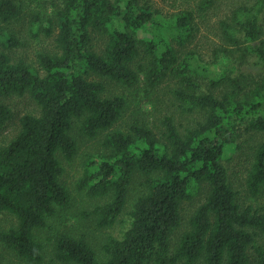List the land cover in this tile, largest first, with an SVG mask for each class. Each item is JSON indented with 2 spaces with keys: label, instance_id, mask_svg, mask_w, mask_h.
Returning a JSON list of instances; mask_svg holds the SVG:
<instances>
[{
  "label": "trees",
  "instance_id": "16d2710c",
  "mask_svg": "<svg viewBox=\"0 0 264 264\" xmlns=\"http://www.w3.org/2000/svg\"><path fill=\"white\" fill-rule=\"evenodd\" d=\"M215 2L196 0L195 8L166 13L151 0L53 2L50 12L31 16L33 34L56 31L55 50L38 52L33 66L5 51L19 45L8 27L23 3L0 0V131L13 116L2 97L27 94L36 105L0 144V212L16 219L0 230V241L25 264H264V0L241 2L218 20L211 63L203 66L186 49L198 33L197 18ZM96 35L104 37L102 47ZM103 79L141 86L147 98L165 86L172 112L158 124L135 117L116 128L127 100L107 95ZM75 125L89 138L103 133V151L86 158L76 187L106 201L82 218L113 226L140 179L128 226L108 236L100 254L70 232L45 243L38 236L70 201L59 158L76 153ZM243 132L252 139L250 202L239 197L225 164L227 147L238 151L248 143L239 140ZM200 190L203 201L172 244L182 203Z\"/></svg>",
  "mask_w": 264,
  "mask_h": 264
},
{
  "label": "rangeland",
  "instance_id": "374dc122",
  "mask_svg": "<svg viewBox=\"0 0 264 264\" xmlns=\"http://www.w3.org/2000/svg\"><path fill=\"white\" fill-rule=\"evenodd\" d=\"M20 1L23 3L22 14L17 21H13L8 27L17 37L19 45L6 48L5 51L13 61L22 59L26 63L36 66V55L38 52H53L55 50L54 38L56 31H53L50 35H45L41 31L33 34L30 28H34L35 24L31 25V16L36 12H50L52 8L51 4L59 0ZM244 1L246 0H216L215 5L210 10L200 14L202 16L201 18H197L199 21V30L195 40L187 47L186 51H193L194 56H197L198 62L203 66L211 63L210 49L218 38V20L223 18L232 7ZM151 2L162 13H166L187 6L195 8L196 0H151ZM117 26L120 27L121 24L117 23ZM103 41L104 37L102 35H96L94 38L97 47H102ZM104 84L107 95L122 94L127 100V106L122 117L116 123V128L127 126L135 117L144 118L158 124V119L164 113L172 112L171 109L173 107H171L168 100L169 94L166 92L167 88L165 86H161L158 90H153L154 93L150 94V98H147L141 86L139 88H127L109 80H104ZM156 97H159L160 102H157ZM1 100L10 106L13 113L11 120L0 131V144H4L16 133L19 127V118L23 114L36 112V105L27 94L22 96L13 94L2 97ZM149 100L155 102V110H151ZM182 122L185 123L186 120L183 119ZM249 134L243 132L242 137L239 139L240 141H245L246 139L248 141V143L244 144L242 150L236 151L233 146L227 147L225 150V164L229 178L243 202H250L245 190V178L250 164L249 145L252 143ZM74 137L77 142V150L73 158L71 160L59 158L63 167V174L60 181L68 189L70 201L67 206L59 208L54 217L48 219L47 227L38 231V236L45 243L47 237L57 232H70L76 236H82L100 254L101 245L105 239L108 236H120L128 226V211L130 210L134 196L140 190L138 184L140 179L136 177L131 184L125 208L113 226L98 228L92 217L82 218V212L89 211L94 205L106 201L105 197H89L83 191H78L76 187V182L82 175L83 163L86 158L102 153L103 147L101 145V139L103 133L94 138H89L81 134L75 125ZM203 199L204 190H200L193 199L182 203L181 224L171 236L172 244L177 242L179 235L188 225L190 215ZM257 202H261V199H258ZM15 224L16 219L12 214L0 212V230L14 227ZM45 248L47 254L50 251V245L45 244ZM0 264H25V261L0 241Z\"/></svg>",
  "mask_w": 264,
  "mask_h": 264
}]
</instances>
